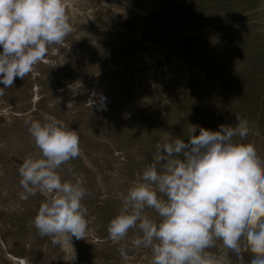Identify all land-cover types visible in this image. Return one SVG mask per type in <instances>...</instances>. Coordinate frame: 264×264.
Wrapping results in <instances>:
<instances>
[{
	"label": "rangeland",
	"instance_id": "374dc122",
	"mask_svg": "<svg viewBox=\"0 0 264 264\" xmlns=\"http://www.w3.org/2000/svg\"><path fill=\"white\" fill-rule=\"evenodd\" d=\"M64 4L72 31L50 58L66 62L41 63L37 76L17 77L0 95V264H152L150 249L131 243L138 230L114 242L107 225L121 206L117 194L139 179L162 138L187 141L192 125L218 130L241 117L249 133L234 141L264 159V0ZM45 115L79 136L80 155L58 169L88 191L87 237L72 245L33 226L44 194L21 198L18 169L39 155L28 122ZM242 255L229 253L230 264H250Z\"/></svg>",
	"mask_w": 264,
	"mask_h": 264
},
{
	"label": "clouds",
	"instance_id": "9594fccd",
	"mask_svg": "<svg viewBox=\"0 0 264 264\" xmlns=\"http://www.w3.org/2000/svg\"><path fill=\"white\" fill-rule=\"evenodd\" d=\"M71 31L64 0H0V95L17 77L37 76L41 63L63 65L65 57H50ZM236 121L218 130L192 125L187 141L162 138L139 179L117 194L121 206L107 225L109 238L120 242L138 230L131 243L150 249L152 264H230L229 253L242 260L244 252L250 264H264V159L253 144L234 141L249 133L246 119ZM28 131L39 155L18 169L21 198L37 191L46 197L33 226L53 244L86 239L88 191L81 179L63 180L58 171L81 153L77 132L48 115L30 120Z\"/></svg>",
	"mask_w": 264,
	"mask_h": 264
}]
</instances>
